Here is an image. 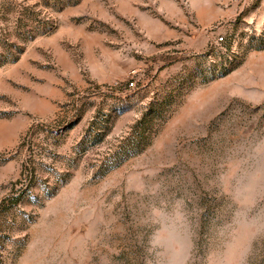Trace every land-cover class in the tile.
Returning a JSON list of instances; mask_svg holds the SVG:
<instances>
[{
    "label": "rangeland",
    "instance_id": "374dc122",
    "mask_svg": "<svg viewBox=\"0 0 264 264\" xmlns=\"http://www.w3.org/2000/svg\"><path fill=\"white\" fill-rule=\"evenodd\" d=\"M0 264H264V0H0Z\"/></svg>",
    "mask_w": 264,
    "mask_h": 264
},
{
    "label": "built area",
    "instance_id": "2783aa9c",
    "mask_svg": "<svg viewBox=\"0 0 264 264\" xmlns=\"http://www.w3.org/2000/svg\"><path fill=\"white\" fill-rule=\"evenodd\" d=\"M219 42H220V43L224 42V37H223V36H220V37H219ZM130 84L133 86V85L135 84V82L132 81Z\"/></svg>",
    "mask_w": 264,
    "mask_h": 264
}]
</instances>
